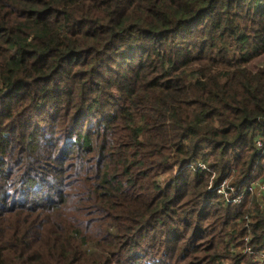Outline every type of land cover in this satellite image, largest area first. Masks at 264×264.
Returning <instances> with one entry per match:
<instances>
[{
  "label": "trees",
  "instance_id": "1",
  "mask_svg": "<svg viewBox=\"0 0 264 264\" xmlns=\"http://www.w3.org/2000/svg\"><path fill=\"white\" fill-rule=\"evenodd\" d=\"M258 139L264 0H0V264H264Z\"/></svg>",
  "mask_w": 264,
  "mask_h": 264
},
{
  "label": "built area",
  "instance_id": "2",
  "mask_svg": "<svg viewBox=\"0 0 264 264\" xmlns=\"http://www.w3.org/2000/svg\"><path fill=\"white\" fill-rule=\"evenodd\" d=\"M256 146L259 150H263L264 151V140L262 139H258L256 142ZM228 189L230 190V192H234L235 189L233 187L228 188V185L226 182H224L221 187L217 190V193L219 195H223L228 197ZM253 196H255L256 198H254L256 200V202L258 203L259 201L262 203V205H264V181H256L253 182L252 184H250L248 186L247 189ZM227 200V202L234 204V205H240L243 200H244V194L240 193L239 195L235 196L234 198H225ZM259 208V205H258ZM259 210H261L259 208ZM255 213H252L251 215H247L245 217V229H247L248 235L245 239V242L247 244V248L244 250V254H250L253 256L254 260L255 258L260 257L261 261H264V254L262 253H258L252 250L251 246L249 245V243L252 240V235H251V223H252V218L254 217Z\"/></svg>",
  "mask_w": 264,
  "mask_h": 264
},
{
  "label": "rangeland",
  "instance_id": "3",
  "mask_svg": "<svg viewBox=\"0 0 264 264\" xmlns=\"http://www.w3.org/2000/svg\"><path fill=\"white\" fill-rule=\"evenodd\" d=\"M258 66H259V65H258ZM258 66H257V67H258ZM252 196H253V195H252ZM253 198H256V197L253 196ZM257 205H259V208H260L262 211L264 210V205H262V203H261L260 201L257 203ZM257 205L254 207V211H255V212H256L257 209H259ZM246 237H247V235H246L245 238L243 239V241H244L243 254H244V250L248 247L247 244H246V242H245ZM240 248H241V247H240ZM239 250H241V249H238V251H239ZM262 254H263V253H262ZM254 261H255V262H259V263L262 262V261L260 260V257L255 258Z\"/></svg>",
  "mask_w": 264,
  "mask_h": 264
}]
</instances>
